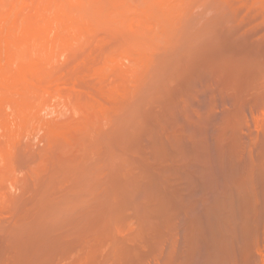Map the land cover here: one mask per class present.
Segmentation results:
<instances>
[{
    "label": "rangeland",
    "instance_id": "rangeland-1",
    "mask_svg": "<svg viewBox=\"0 0 264 264\" xmlns=\"http://www.w3.org/2000/svg\"><path fill=\"white\" fill-rule=\"evenodd\" d=\"M161 3L126 0L125 29H97L54 65L66 78L51 118L81 130L58 138L40 121L15 138L0 165V264H176L175 246H201L217 220L249 242L238 264L262 263L264 0ZM90 101L105 112L87 122L77 108Z\"/></svg>",
    "mask_w": 264,
    "mask_h": 264
},
{
    "label": "bare ground",
    "instance_id": "bare-ground-1",
    "mask_svg": "<svg viewBox=\"0 0 264 264\" xmlns=\"http://www.w3.org/2000/svg\"><path fill=\"white\" fill-rule=\"evenodd\" d=\"M159 1H160L161 6H162L163 4L161 3V0H159ZM159 1L156 0L157 3ZM165 1L167 2V0H165ZM259 1H261V0H259ZM164 4H165V2H164ZM126 6H127L126 0H0V165L3 163V161L5 164V160L7 162V159L10 156L9 153H10V151H12V148L14 147V145L16 143L15 138H17V136H19L22 133H26L25 131H30L29 127L32 126L33 124H36L37 122H38V126H39V122L41 121L40 123H42V125L44 127H46L45 131H47V133H49V134L57 135V137H58V135H61V136L64 135L66 137L65 133L69 134L68 132L69 131L71 132V130L73 131V129H76V131L81 130V128L77 129L78 128V126H77L78 121H77V124H75V122L65 121L66 120L65 119L64 122H62V123H58V121H57V123H54V121L52 119L54 117L51 118L52 115L54 116L56 111H54L55 109L52 111L53 106H51L50 104L52 103V101H55V99H60V100L64 99V95L62 97H60V95L56 94L57 93L56 91H58V87H60L61 84L65 85V83H63L61 80L63 79V77L66 78L65 76H62V75H64L63 74L64 70L62 71L60 69L61 67L62 68H64V67L61 65L60 68H55L54 65L56 63H58V65H59V62L61 61L60 59L64 60L63 56H65L67 58L66 55H80V54H82L84 51V48L87 47L88 44L90 43V41H92V39L96 36L95 33H96L97 29H103V30H105V32L107 31L109 33H115V34L120 33L121 32L120 30H122V28H124L125 21L122 18V17H124L122 15H123V12H125V9L127 8ZM116 13L119 14L118 18L113 17V15ZM129 25H131V24H129ZM129 28H130V26H129ZM130 32L131 31H129V33ZM136 36L138 37V35H136ZM135 39L133 38L134 41H135ZM134 41H133V43H134ZM140 48H142V47H140ZM134 49L136 50V48H134ZM136 52H137V50H136ZM107 53L103 54V55H107V57L109 58L108 55H111V52H110V54H107ZM124 53H126V51ZM122 55H123V53H122ZM136 55L138 58V53H136ZM123 58L124 57H122V59ZM140 58H141V56H140ZM124 59L127 60V58H124ZM105 60H107V59H105ZM118 61H119V59H118ZM137 61H136V63H137ZM106 62L108 63L109 61H106ZM128 62L132 63L133 60L128 61ZM143 62L141 60V64ZM98 63H100V62H98ZM109 63H111V62H109ZM108 64H104V65L101 64L100 66L98 64V67L95 68V71H96V69L98 71V69L101 70V69L105 68L106 65H108ZM120 64H122V62ZM138 64L140 65L139 62L137 63V65ZM58 65L56 64L57 67H58ZM137 65H136V67H139ZM109 66H110V64H109ZM109 66L106 68L108 69ZM120 66H123V65H120ZM120 66L112 63V66H110V69H111V71L113 69L115 71V73L120 74V75L117 74V76H120L119 79L121 78V80H124V81L126 80V82L129 83L127 81L128 78L126 79V76L130 75V74H128L129 73L128 72L129 67H127L128 73L125 76L126 72H124L122 70L123 68H120ZM131 66L132 65H130V67ZM125 67H124V70H126ZM140 67H141V65H140ZM134 68H135V65H134L133 69L129 68L130 73L133 75H134V73H132V72H133ZM92 69L94 70V68H92ZM136 69L137 68H135V71H136ZM60 70L62 71L61 76H60V72H61ZM111 74H112V72H111ZM97 76L100 78V76L98 74H97ZM243 77H244V75H243ZM131 78H132V75H131ZM71 80H73V79H71ZM60 81H61V84L58 85V83ZM64 81H65V79H64ZM68 81H67V84H68ZM98 81H99V79H98ZM102 81H103V77H102V79L100 78L99 82H102ZM119 83L123 84V82H120V81H119ZM56 84H57V89H56ZM74 84L75 83H73L72 85H74ZM121 84H120V86H122ZM54 85H55V87H54ZM54 89H56V91ZM121 89H123V88H121ZM52 90H54V92ZM59 90H60V88H59ZM121 92H124V91H121ZM115 94H117V93L114 92V95ZM119 94H121V93H119ZM123 95H124V93H123ZM65 96L67 97V95H65ZM78 96H80V95H78ZM82 96L79 98H81L80 101L82 100V102H83ZM95 96H97V95H95ZM118 96L116 95V98ZM72 97H73V99L75 98L74 93H73ZM111 97H112V99H110V100H113V94ZM67 98L69 100L70 96ZM79 98L76 96L75 99L79 101ZM83 98L85 100V103L87 104L89 102V101L88 102L86 101V99H88L87 96H84ZM75 99H74V101H75ZM90 100H92L94 102V99H92V97ZM55 103H56V101H55ZM90 103H91V101H90ZM90 103H89V105H90ZM72 104H74V103H72ZM72 104L70 106H72ZM83 105H84V103H83ZM89 105H87V106H89ZM91 105H93V106H91ZM91 105H90L91 107L90 106L87 107L85 105L84 106L85 108L83 107L84 109L77 108L78 116H80L79 118L83 117L84 119H86L85 121H87V118L92 119L91 117L95 116L96 114H97V118H98V114L102 115L105 112L104 108L97 107L98 105L94 106V103H91ZM57 107H59V106H57ZM80 107H82V105ZM72 108H74V106H72ZM72 108H71V110H72ZM48 109H49V111H48ZM50 109H51V111H50ZM74 110H76V108H74L72 110V113H74ZM52 112H53V114H51ZM61 112H62V110H61ZM61 112H59V113H61ZM48 116H50L52 122H50L49 119L48 120L46 119ZM76 116L77 115L75 113V117ZM78 116H77V119H78ZM73 117H74V115H73ZM59 118H61L60 115H59ZM93 119H95V118H93ZM68 120H70V119L68 118ZM84 122H82L83 127H84V125L86 127V122H85V124H84ZM89 122H91V121H89ZM43 126H41V127L43 128ZM35 128H38V127L36 126ZM76 131L74 130L75 134H76ZM83 131H80V132H83ZM27 134H29V132ZM34 137H36V136H34ZM69 137H67V138H69ZM50 138L52 139V137H50ZM246 155H248V154H246ZM224 174H225V172H224ZM219 181H221V180H219ZM217 183H218V181H217ZM222 183L224 184V181H222ZM249 183H250V181H249ZM227 186H228V184H227ZM206 187H207V185H206ZM249 187L250 186H248V188ZM261 187H262V185H261ZM208 189H210V188H208ZM227 192H225V193L227 194ZM220 194H221V192H220ZM211 196H212V194H211ZM206 203H207V201H206ZM210 205L211 204H209V207H210ZM205 208L206 207H204V209ZM211 208H213L212 205L208 209L210 210ZM241 208H242V206H241ZM243 209H244V207H243ZM213 210L211 209L210 212L206 211L205 212L206 214L204 213L206 216L204 215V217H207L208 213L210 214L209 215L210 217L213 216L212 213L215 212V210L214 211ZM247 210H248V208H247ZM194 217H195V215H194ZM261 217H262V214H261ZM214 218H215V215H214ZM207 219H208V217H207ZM207 219L205 218V220L207 222H209ZM217 222L218 223H216V221L214 220V223H216L218 225L220 222L218 220H217ZM187 223H188V220H187ZM216 224H214V226L211 225V222L208 224L209 227L211 225V227H213V229L210 227V230L208 232V238L205 237L207 240L203 238V241H204V243H202L203 246L195 244L194 241H192L194 243L192 245L191 241H190L192 239H190V237L188 236L190 239V240L188 239V242H190V246H192V248H191L192 252H190V249H189L190 246H188V249H186V247L183 249L187 250V251L185 250L186 253L188 252L190 255H192L191 253H193V255L190 258H187V260L185 258L184 259L185 262L182 261V259L184 258L186 253H184V251H183L182 252L184 254V256H183L182 254H180L181 251L178 250L179 247L177 248L175 246V249L173 251L177 252V253L175 252L176 253V264H190V263H188V261H190V260L192 261V259H193L192 264H238V257L242 254H245L247 252L246 249L249 248V244H248L249 242L248 243L244 242L245 244L242 243L243 240H245V239H243V237H242V239H243L242 242L240 241V239H241L240 236H241V234L243 235V233H242L243 231L241 232V234H240L241 228H240V231L238 229V232L235 231V230H237L235 228H234L235 229L234 231L228 230V232L223 231L224 229L223 230L221 229L222 231L220 229H217V231H216L215 230ZM239 224L241 225V223H239ZM208 225H207V228H209ZM83 226H85V225H83ZM240 227H242V226H240ZM249 227H250V224H249ZM223 228H225V227H223ZM231 228H233V227H231ZM202 230H203V228H202ZM231 230H233V229H231ZM243 230H244V228H243ZM203 231H205V230H203ZM191 232L192 231H190V233ZM191 238H193V237L191 236ZM194 240H196V243H199V242H197V238H194ZM185 241H187V240H185ZM205 241H206V243H205ZM246 244L248 245L247 248L245 247ZM254 244H256V242H254ZM84 246H85V244H84ZM130 246H131V244H130ZM132 246H135V245H132ZM251 246H252V244H251ZM79 247H80V245H79ZM182 247L183 246L181 245L180 248H182ZM260 247L261 246H259V247L255 246V249H257V252L260 251V249H259ZM128 250H130V249H128ZM131 250H133V248H131ZM173 251H172V253H173ZM255 252H256V250H255ZM59 253H61V252H59ZM132 253H134V252H132ZM200 253L202 255L198 256V257L199 258L201 257L202 260L197 262L196 258H198L197 255L198 254L200 255ZM258 253L260 255V252H258ZM190 255H188V257ZM181 257H182V259H181ZM258 258L260 261L261 257H258ZM258 258H256V259H258ZM133 260H134V258H133ZM35 261H36V259H35ZM245 261L242 263L246 264ZM259 261L257 262L258 264H259ZM261 261L263 263L264 259Z\"/></svg>",
    "mask_w": 264,
    "mask_h": 264
}]
</instances>
